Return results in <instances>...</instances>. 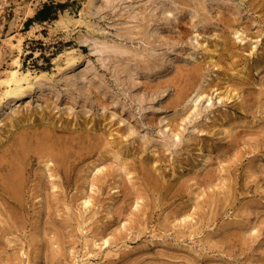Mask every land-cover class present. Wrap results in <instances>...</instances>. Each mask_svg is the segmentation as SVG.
Segmentation results:
<instances>
[{
  "label": "rangeland",
  "instance_id": "obj_1",
  "mask_svg": "<svg viewBox=\"0 0 264 264\" xmlns=\"http://www.w3.org/2000/svg\"><path fill=\"white\" fill-rule=\"evenodd\" d=\"M15 58L0 264H264V0H0Z\"/></svg>",
  "mask_w": 264,
  "mask_h": 264
},
{
  "label": "bare ground",
  "instance_id": "obj_2",
  "mask_svg": "<svg viewBox=\"0 0 264 264\" xmlns=\"http://www.w3.org/2000/svg\"><path fill=\"white\" fill-rule=\"evenodd\" d=\"M62 23V20L57 22ZM63 29L66 33H70L71 29L67 24H63L60 29ZM96 47V46H95ZM99 53L105 51L104 48L96 47ZM66 63L74 64V58L72 55L65 56ZM9 70L5 71L0 76V117L3 111L4 105L15 106L21 101L29 91L34 88H38L42 85V82L46 79V73L42 71H31L30 69H23L19 58H15L11 63ZM19 112L18 108L13 109V115L16 116ZM5 186V185H4ZM8 186L3 187L0 185V189L7 190ZM15 190V189H14ZM6 194V193H5ZM10 194V193H9ZM15 197V196H14Z\"/></svg>",
  "mask_w": 264,
  "mask_h": 264
}]
</instances>
